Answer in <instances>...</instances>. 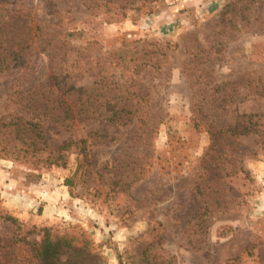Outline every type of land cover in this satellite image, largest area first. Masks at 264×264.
<instances>
[{
    "label": "rangeland",
    "instance_id": "rangeland-1",
    "mask_svg": "<svg viewBox=\"0 0 264 264\" xmlns=\"http://www.w3.org/2000/svg\"><path fill=\"white\" fill-rule=\"evenodd\" d=\"M12 20L31 32L0 70V168L36 200L0 212L103 264H148L160 234L158 264H264V0H0ZM82 138L85 169L76 144L48 163ZM14 234L0 219V264Z\"/></svg>",
    "mask_w": 264,
    "mask_h": 264
},
{
    "label": "trees",
    "instance_id": "trees-1",
    "mask_svg": "<svg viewBox=\"0 0 264 264\" xmlns=\"http://www.w3.org/2000/svg\"><path fill=\"white\" fill-rule=\"evenodd\" d=\"M121 6L120 8H122ZM125 15V12L122 14ZM20 23H16L14 20L10 22H0V70L4 67H11L13 61L20 57L22 52L25 51L27 45H24V40H28L31 29L26 32V29ZM260 48L264 47V44L259 45ZM75 107L82 105L81 101L73 100L71 102ZM84 103V102H83ZM89 107H92L88 104ZM70 107V106H69ZM83 108V111L86 112ZM132 108L122 107L117 109L113 108V114L107 116L110 121H121L124 123L132 122V118H127L123 114L127 115L131 112ZM65 111V110H64ZM123 113V114H122ZM232 128V127H231ZM230 128V129H231ZM234 130L238 129V126H234ZM102 137V136H99ZM103 139V138H102ZM87 140L85 138L78 141H65L60 145L53 148L48 155V163L50 165L57 164L65 166L66 156L65 151L70 149L72 144H76L78 147V169H85L89 163V151L87 149ZM64 183L68 186L74 184L73 177H67ZM0 219L3 222H7L12 225L14 235L11 237V242L16 245V248L24 247L26 249V255L21 259L12 260L11 264H103V256L99 255L92 248L91 241L84 239L83 242L78 241L77 236L68 231L62 233H53L51 228H44V234L40 240H31L28 238V233L23 231V222L20 218L13 213L6 211L0 212ZM3 238L0 236V242ZM163 241V235L160 234L157 239L149 242L145 251L144 259L148 264H158L157 255L152 251V247L160 245ZM12 244V245H13ZM13 262V263H12ZM120 264H124L120 259Z\"/></svg>",
    "mask_w": 264,
    "mask_h": 264
},
{
    "label": "crops",
    "instance_id": "crops-1",
    "mask_svg": "<svg viewBox=\"0 0 264 264\" xmlns=\"http://www.w3.org/2000/svg\"><path fill=\"white\" fill-rule=\"evenodd\" d=\"M0 196L4 199L6 205L15 214L21 215L28 213L32 202L36 200L34 195L30 191L19 189L17 182L11 178L10 173L0 168ZM33 196V197H32ZM43 199H48L45 195H42ZM36 204V202L34 203Z\"/></svg>",
    "mask_w": 264,
    "mask_h": 264
}]
</instances>
